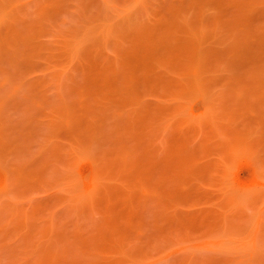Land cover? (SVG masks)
Segmentation results:
<instances>
[{"label": "rangeland", "instance_id": "374dc122", "mask_svg": "<svg viewBox=\"0 0 264 264\" xmlns=\"http://www.w3.org/2000/svg\"><path fill=\"white\" fill-rule=\"evenodd\" d=\"M0 264H264V0H0Z\"/></svg>", "mask_w": 264, "mask_h": 264}]
</instances>
